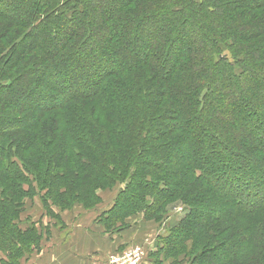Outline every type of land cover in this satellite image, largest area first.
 <instances>
[{"label":"trees","instance_id":"1","mask_svg":"<svg viewBox=\"0 0 264 264\" xmlns=\"http://www.w3.org/2000/svg\"><path fill=\"white\" fill-rule=\"evenodd\" d=\"M0 21L34 39L0 29V264L38 250L29 193L88 208L121 182L118 216L187 206L156 255L264 264V0H0Z\"/></svg>","mask_w":264,"mask_h":264},{"label":"rangeland","instance_id":"2","mask_svg":"<svg viewBox=\"0 0 264 264\" xmlns=\"http://www.w3.org/2000/svg\"><path fill=\"white\" fill-rule=\"evenodd\" d=\"M23 9L25 12L29 10L27 6ZM10 14L13 16V18L18 17L16 13H10ZM14 27L11 28L10 26L7 25V23L0 21V29H2L3 31L7 30L8 32H10V36L11 35L13 36L15 41L14 42L10 41L12 44L16 43L15 45H18L23 48L24 47L30 49L33 48L34 39L33 36H31V34L28 32L29 28L25 29L20 27H16V28ZM135 36L140 38L138 33H136ZM53 45H54V39H52V46ZM8 49L10 48L8 47ZM76 52L77 51H75V53ZM31 54L32 55L29 56L32 57V59H29L27 68L26 65H23L21 63L19 65L21 72H25L23 75H21V79L19 80L20 81L19 84L21 85L27 83V80L28 81L31 80L34 75L36 76L35 78H37L36 79L37 81L41 80L40 68L43 67L42 63L44 60L43 57L45 53L40 49L37 50L34 48L32 49ZM46 55L48 56L49 54ZM75 56H77V54ZM36 72H39V75L38 74L36 75ZM6 80L8 79H2L1 83L4 84ZM47 92L51 93L52 91L48 89ZM254 118L258 120L256 116H254ZM122 131L123 134L127 133V131L126 132L124 130ZM120 187L121 188L123 187L122 182L117 183L116 185H114L112 188L109 189L108 188L100 189L97 192L99 199H97L96 200L97 202L93 203L88 208H85L81 203H75L72 206L70 205L69 207H64V208L51 204V200L49 198L46 199L47 198V196L45 195L46 189H40L39 191H36L33 194L29 193L24 199V204L19 207L20 212L18 217L16 218V221L18 222V225H20L22 228H28V227L35 228L36 233L39 235L38 250L29 249L28 252L23 254L20 260H18V264H46L47 261L53 259L51 253L53 251V248L55 247V243H57V239L54 234L59 235L61 230L66 228L68 223L70 222L71 225H73L76 222H80V220L84 217L90 218L89 216L94 217L95 215L96 218H99L101 216L104 219L107 218L108 214H109V218H108L109 222H113V218L115 222L112 223L113 225L110 226V228H106L105 222H103L104 224L101 225V227L103 229L104 227L105 229H107V230L104 229L103 231L104 234L106 235V233L108 234L123 233L125 242H123L124 243L123 245H119L120 247L118 246L117 248L112 249L106 258L116 254H121V255L125 253L130 254V252H133L135 248H139V249H143V254H144L141 261V263L143 262L142 264H174V263L189 264L188 260L192 262L191 264H197L198 262H200L198 259L192 260L191 258L194 256V254L192 255V253L188 252L187 245L185 248V245L182 244H180V246H178V248L175 249V252L171 255V257H164V255H162L161 253H158V255H156L157 253L156 250H158L157 247L158 238L163 235L166 236L167 230L170 229V227L172 228L176 226L178 222L185 217L187 212H183L181 211V209L187 207L186 205H183V203L179 200L177 201L172 200L171 203L167 205L165 217L163 218L162 221L159 220L160 222L145 218L147 214L144 213L142 210L135 213L134 212L135 210L132 209L130 214L124 215L123 212L118 216L116 215L117 212L115 211L116 209L115 203L117 202L116 199ZM44 198L47 201L46 205H45V201L43 202ZM222 198H220L221 200L220 202L222 203L229 200L227 196L225 197L222 196ZM112 207L114 210L112 209V211H110ZM108 210L110 211V213H108L109 212ZM137 220L145 224H142L140 227L137 228V230H135V228L129 230L133 224L135 225ZM148 222H153L154 224L153 229H151L149 224H146ZM53 237H55V241ZM187 240L189 241L188 244L192 243V240L189 239ZM209 240L210 238L204 240V244ZM105 241L106 240L104 239L103 242ZM200 246H201L200 248H202L204 245L200 244ZM215 246H217V244ZM74 249H76V246ZM210 249H211L210 247L206 248L205 252L208 253ZM82 253L86 254L83 251ZM91 255H92L91 253H88L87 256L93 258V256ZM1 256L3 258V255L0 252V257ZM94 257H96L97 259L103 258L99 256H94ZM96 258L94 260H97ZM12 262L13 260L10 263L8 262V264H13L14 262L13 263Z\"/></svg>","mask_w":264,"mask_h":264},{"label":"crops","instance_id":"3","mask_svg":"<svg viewBox=\"0 0 264 264\" xmlns=\"http://www.w3.org/2000/svg\"><path fill=\"white\" fill-rule=\"evenodd\" d=\"M89 217L90 218L84 217L80 222H76L73 225H71V222H67V227L62 229L60 233L58 231L59 235L54 234L57 243H55V249L53 248L51 253L53 259L47 261L46 264H59V262L60 264H93L105 260L112 249L124 244L125 238L123 233H106L105 235L103 232L105 227L104 229L101 227L103 222L99 218H96V215L94 217ZM142 224L145 223L137 220L135 223L136 227L133 224L129 230L133 228L137 230ZM146 224H149L151 229H153V222H148ZM55 237H53L54 241ZM104 239L107 243L103 242ZM75 246L76 249H74ZM82 251L86 254H83ZM88 253H91L93 258L87 256ZM94 256L103 258L97 259ZM95 258L97 260H94Z\"/></svg>","mask_w":264,"mask_h":264},{"label":"built area","instance_id":"4","mask_svg":"<svg viewBox=\"0 0 264 264\" xmlns=\"http://www.w3.org/2000/svg\"><path fill=\"white\" fill-rule=\"evenodd\" d=\"M143 249L135 248L133 252L125 253L123 255L116 254L111 255L105 260L93 263V264H142Z\"/></svg>","mask_w":264,"mask_h":264}]
</instances>
